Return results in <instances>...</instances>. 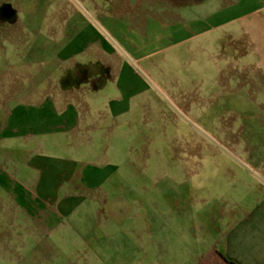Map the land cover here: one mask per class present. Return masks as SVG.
Listing matches in <instances>:
<instances>
[{
	"label": "crops",
	"instance_id": "crops-1",
	"mask_svg": "<svg viewBox=\"0 0 264 264\" xmlns=\"http://www.w3.org/2000/svg\"><path fill=\"white\" fill-rule=\"evenodd\" d=\"M211 7L218 11L212 16L214 22L206 23L207 27L196 19L187 23L185 16L189 13L194 16L195 8ZM232 7L235 10L228 15L226 9ZM39 22L50 26L58 22L59 27L43 35L38 28L33 29V34L25 30L27 33L21 34V38L13 32L0 33V40L16 38L35 42L27 48L31 60L26 69L17 71L22 75L13 78L12 91L6 100H1L6 116L0 118V142L5 144L45 137L52 131L86 132L85 127H80L82 121L115 120L116 128L123 127L121 122L130 119L136 106L162 102V96L159 98L154 89H160L164 98L189 110L193 101L210 103L228 94L241 93L258 98L264 93V0H58L56 3L0 0V24L13 27ZM180 22H185L188 35L178 42L202 36L212 28L235 25L234 31L220 35L213 51L210 44L200 45L210 60L219 59L213 70L217 74L215 80L205 86L179 79L158 84L151 76L157 66L140 65L148 56L169 47L162 45L178 34ZM19 78L22 81H17ZM11 165L10 172L0 163V188L10 195L14 213L27 214L32 219L36 225L34 232L46 230L42 221L47 208L36 202L48 201L53 196L58 206L52 210V216L61 218L72 216L77 202L83 200V194L72 190L60 198L55 192H60L62 183L97 189L111 176L97 166L80 171L72 166H52L42 157L31 158L24 164L25 172L19 171L20 165L15 160ZM20 173L28 176L29 183L35 187L32 191L23 186L24 182L18 178ZM170 200L176 205H172L169 213L177 216L178 197ZM233 200L230 208L215 211L217 220L209 223L206 242L202 243L193 229L164 228L162 217L166 215L162 210H158V215L156 211L160 225L134 227L133 240L119 243L109 240L110 230L96 225L86 235L81 227L75 226L78 241L63 243H70L69 247L75 250L91 248L95 256L84 263L69 261L68 264H264V189L257 187L254 193L236 195ZM168 231L175 233L177 239L181 232L183 240H174L173 235L165 238L162 234ZM148 232L153 233V240ZM36 242L35 248L43 245L42 241ZM26 243L22 241L23 247ZM2 244L0 241V247ZM120 245L124 249L122 254L114 252L112 256L107 252L104 256L101 252L116 250ZM32 252L28 264H41L39 254L34 249ZM23 259L18 257L17 262H26Z\"/></svg>",
	"mask_w": 264,
	"mask_h": 264
},
{
	"label": "rangeland",
	"instance_id": "rangeland-1",
	"mask_svg": "<svg viewBox=\"0 0 264 264\" xmlns=\"http://www.w3.org/2000/svg\"><path fill=\"white\" fill-rule=\"evenodd\" d=\"M50 1L56 3L58 0ZM234 10L232 7L226 12L230 15ZM194 11V16L190 13L185 16L186 22L196 19L207 27V22H214L212 16L218 9L195 8ZM39 23L13 27L0 24V33L13 32L21 38L26 31L33 34L34 28L43 35L59 27L58 22L51 26L47 22ZM184 23L180 22L178 34L162 45L169 47L148 56L140 65L143 68L152 64L157 66L150 75L158 84L179 79L205 86L215 80L217 74L213 70L219 59L210 60L200 45L210 44L209 49L213 51L220 35L234 31L235 25L212 28L202 36L178 42L188 35ZM32 43L35 42L30 39L0 40V118L6 116L1 100H6L12 91L13 78L22 75L17 71H24L31 60L27 48ZM154 92L159 98L162 96V102L136 106L138 108L134 109L130 119L121 122L123 127L116 128L118 121L115 120H89L80 124L86 132L76 130L61 134L52 131L45 137L12 141V145L0 142V163L10 172L13 170L12 160L19 163L20 172H25L24 164L27 165L31 158L42 157L52 166H72L78 171L97 166L111 175L97 189H80L76 184L70 187L69 183H62L60 192L53 188L60 198L70 190L83 194L84 198L77 202L72 216L55 218L51 212L57 209L58 200L53 196L48 201L39 199L41 202L36 203L47 208L42 221L46 229L43 232L39 229L34 232L36 225L27 214L13 212L10 195L0 188V241L4 242L0 247V264H28L33 249L39 254L41 264L84 263L95 256L94 250H75L69 247L70 243H63L65 240L78 241L75 226L81 227L86 235H90L96 225L110 230L109 240L119 243L133 240L134 227L160 225L156 221L158 210L166 215L162 217L164 228L193 229L200 242H206V230L211 221L217 220L214 213L218 208H230L236 195L254 193L257 187L264 189V93L258 98L241 93L228 94L217 100L212 97L214 101L210 103L193 101L189 110L164 98L160 89H154ZM29 171L35 175L32 169ZM18 178L28 190L35 188L29 183L28 176L20 173ZM177 197L178 207L175 208L178 214L173 216L169 213L174 204L170 199ZM148 235L154 239L153 233L148 232ZM162 235L167 239L173 235L174 240H183L181 232L177 234L178 239L169 231ZM38 240L43 245L35 248ZM22 241L27 242L24 247ZM123 251L120 245L116 250L101 252L104 256L111 252L113 256L114 252L122 254ZM18 257L26 262L18 263Z\"/></svg>",
	"mask_w": 264,
	"mask_h": 264
}]
</instances>
